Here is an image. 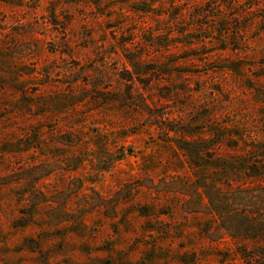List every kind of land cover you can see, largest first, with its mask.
Here are the masks:
<instances>
[{
    "label": "rangeland",
    "instance_id": "obj_1",
    "mask_svg": "<svg viewBox=\"0 0 264 264\" xmlns=\"http://www.w3.org/2000/svg\"><path fill=\"white\" fill-rule=\"evenodd\" d=\"M0 264H264V0H0Z\"/></svg>",
    "mask_w": 264,
    "mask_h": 264
}]
</instances>
